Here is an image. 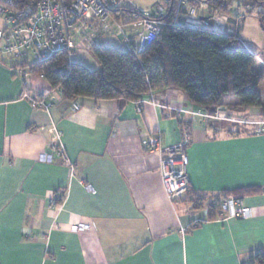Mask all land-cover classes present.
<instances>
[{"label": "crops", "instance_id": "crops-1", "mask_svg": "<svg viewBox=\"0 0 264 264\" xmlns=\"http://www.w3.org/2000/svg\"><path fill=\"white\" fill-rule=\"evenodd\" d=\"M250 10L247 0H234L228 12L210 16L206 6L199 15L208 22L204 28L235 34L253 51L246 45L251 32L264 48V20ZM85 23L73 33L69 57L97 69L82 42L96 25ZM131 31L136 42L140 29L131 25ZM91 34L88 44L96 45ZM20 65L0 52V264H258L254 256L264 253V131L257 129L264 109L221 107L206 117L182 91L166 88L138 101L81 97L74 110L39 75L25 84ZM35 98L51 105L34 104ZM186 131L190 191L171 201L160 155L142 142L155 134L163 145H174ZM58 144L66 162L39 160ZM248 187L258 190L239 199L254 215L220 217L223 194ZM53 195L58 205L51 204ZM77 223L91 228L71 231Z\"/></svg>", "mask_w": 264, "mask_h": 264}, {"label": "trees", "instance_id": "trees-1", "mask_svg": "<svg viewBox=\"0 0 264 264\" xmlns=\"http://www.w3.org/2000/svg\"><path fill=\"white\" fill-rule=\"evenodd\" d=\"M233 2L207 0L210 16L213 12H228ZM247 3L250 11H256L264 20V10L258 8H264V0ZM114 12L120 16L136 13L135 20L143 16L127 7ZM149 17L161 22L156 39L138 53L111 44L92 46L97 69L71 61L66 51L22 66L42 76L52 90H59L69 101L81 97L138 101L150 91L174 88L206 113L221 107L264 109V66L260 72L253 70L259 58L264 60V53L259 56L249 50L235 34L186 24L172 11L158 16L151 13ZM180 124L188 126L185 121ZM257 190L240 188L233 195L223 196L242 198ZM254 259L264 264V253L256 254Z\"/></svg>", "mask_w": 264, "mask_h": 264}, {"label": "built area", "instance_id": "built-area-1", "mask_svg": "<svg viewBox=\"0 0 264 264\" xmlns=\"http://www.w3.org/2000/svg\"><path fill=\"white\" fill-rule=\"evenodd\" d=\"M127 0H0V21L4 25L0 30V52L13 56L23 64H31L34 61L49 58L53 54L66 51L69 56L75 53L73 33L79 25H85L89 18L109 31L120 18L114 11L127 7L142 12L140 19L132 22L133 27L139 28L136 42L126 34L124 44L126 50L138 53L148 47L157 36L160 21L150 18L149 12L140 11L137 8L126 5ZM208 6L207 0H163L156 6L154 15H162L173 12L176 19L186 24L200 27L207 26V20L199 15V8ZM120 32L122 26L118 24ZM93 31V28H89ZM84 44L92 43V34L82 39ZM20 65L17 68L18 75L26 84L28 78L34 76L29 67ZM42 77V76H40ZM43 78V77H42ZM25 90V89H24ZM22 91V97H29L27 91ZM34 104L50 106L37 98L31 99ZM154 104V101L151 100ZM74 110L81 107L79 98L72 101ZM215 115L214 112L204 116ZM264 131V122L258 123V133ZM190 135L185 134L183 141L174 145H163L161 136L152 134L146 137L142 146L146 151L157 152L160 155L159 170L167 196L171 201L185 197L190 191L188 176V156L186 145ZM61 158L66 162V156L62 146L53 145L50 152L39 155L42 162H54L55 158ZM51 204L58 205L56 196L50 200ZM220 217H251L253 208L243 206L242 200L234 196H223L218 202ZM91 227L89 224H73L70 229L73 232H84Z\"/></svg>", "mask_w": 264, "mask_h": 264}, {"label": "rangeland", "instance_id": "rangeland-1", "mask_svg": "<svg viewBox=\"0 0 264 264\" xmlns=\"http://www.w3.org/2000/svg\"><path fill=\"white\" fill-rule=\"evenodd\" d=\"M162 3H163V0H127L126 5L137 8L140 11L154 13L156 6L159 4H162ZM122 13H123V11L121 12V14ZM203 13H205V11L200 10V14H203ZM136 17H138V15L136 13H134L132 16L126 15V14L121 15L119 20L114 23V26H112V28L109 31H105L102 26H100L96 23L95 19L89 18L86 20V22H87L86 28L90 27V25L92 23H94L96 25V29H95V31H90L88 28L87 32L89 30L88 33H93V40L95 39V37H97V39L95 41H98V39H99V41L97 42L96 45L103 46V45L111 44V45H116V46L124 49L125 40H124L123 35L126 34L127 36L128 35L130 36V34L132 32L131 31V25H132V22L136 19ZM118 24H120L122 26L123 33L120 32V29L118 28ZM3 27H4V25L0 21V30H2ZM250 35H251V38L248 40V43L246 45H248L256 54L261 56L263 51H264L263 46H261V44L258 43V40H256L255 34L253 32H251ZM96 45L93 43L90 46L87 43L86 47H87L88 52L91 53L90 48L92 46H96ZM263 66H264V64H262L261 62H257L255 64L253 70L256 72H260L263 69ZM261 109H263V108H261ZM241 111H245V109H241Z\"/></svg>", "mask_w": 264, "mask_h": 264}]
</instances>
